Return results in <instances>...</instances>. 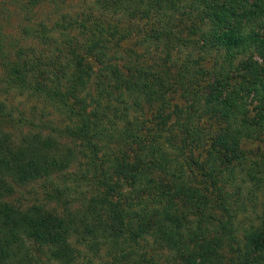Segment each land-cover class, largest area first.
Returning a JSON list of instances; mask_svg holds the SVG:
<instances>
[{"label":"trees","instance_id":"16d2710c","mask_svg":"<svg viewBox=\"0 0 264 264\" xmlns=\"http://www.w3.org/2000/svg\"><path fill=\"white\" fill-rule=\"evenodd\" d=\"M15 1L0 264H264V0ZM39 183L48 204L11 203Z\"/></svg>","mask_w":264,"mask_h":264},{"label":"rangeland","instance_id":"374dc122","mask_svg":"<svg viewBox=\"0 0 264 264\" xmlns=\"http://www.w3.org/2000/svg\"><path fill=\"white\" fill-rule=\"evenodd\" d=\"M84 0H69L70 3V11L74 13H81L86 7H82ZM85 2V1H84ZM15 0H0V30H3L2 33L5 36L19 37V31H21L24 27V23L28 19L30 15H26L24 10L17 6ZM24 6V3H22ZM72 7V8H71ZM50 8L48 6L43 7L41 9L35 8V15L32 18V23L47 21L50 15ZM27 23V22H26ZM29 24V23H28ZM141 49V48H140ZM139 49V51H140ZM180 102L179 105L186 104L187 102ZM20 102V101H17ZM188 105V104H187ZM257 105V102L254 104ZM253 105V106H254ZM252 106V107H253ZM191 107V106H185ZM197 108L193 109V112L196 111ZM201 114V119H199L201 126L207 131L206 136L209 138L212 133H215L217 129L216 121L210 116L204 114L203 111L199 112ZM210 143L208 144V140L206 141L204 146L198 147L197 156L203 157L207 154V150L209 148ZM45 184L39 183L34 186L20 188L18 189L16 195L12 198L11 203L23 207L24 209H29L32 206H38L43 204H48V200H45ZM51 208H55V205H49ZM61 206H59L60 209ZM58 209V208H56ZM155 255L163 258L166 264H173L171 262H166L169 256L167 249H158V252L154 253Z\"/></svg>","mask_w":264,"mask_h":264}]
</instances>
